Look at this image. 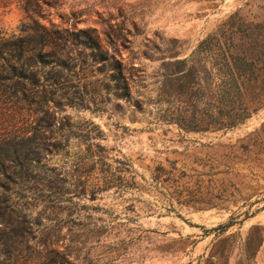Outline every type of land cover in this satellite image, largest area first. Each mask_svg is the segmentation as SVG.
<instances>
[{
    "label": "rangeland",
    "instance_id": "374dc122",
    "mask_svg": "<svg viewBox=\"0 0 264 264\" xmlns=\"http://www.w3.org/2000/svg\"><path fill=\"white\" fill-rule=\"evenodd\" d=\"M29 23L19 0H0V45ZM40 23L86 32L109 59L75 43L45 112L0 92L2 153L18 154L23 136L26 147L40 143V187L56 191L23 197L0 179L34 221L29 243L72 264H264V109L228 131L156 120L180 104L177 82L165 79L178 70L170 62L225 38L229 25L264 23V0H59ZM115 61L127 91L112 77Z\"/></svg>",
    "mask_w": 264,
    "mask_h": 264
},
{
    "label": "trees",
    "instance_id": "16d2710c",
    "mask_svg": "<svg viewBox=\"0 0 264 264\" xmlns=\"http://www.w3.org/2000/svg\"><path fill=\"white\" fill-rule=\"evenodd\" d=\"M58 1L19 0L20 8L31 23L23 26L20 36L0 45V92L22 106L34 105L37 112H45L44 106L56 95L60 72L67 68L65 59L75 43L93 48V57L99 62L109 59L86 32L40 23ZM237 33L239 38H236ZM225 34L223 39L205 38L189 56L170 62L169 65H175L178 70L165 79L177 82L176 97L180 104L168 105L157 121L174 124L185 132L228 131L264 109V23H247L235 30L229 25ZM110 66L117 86L127 91L121 63L115 61ZM48 67H52L51 70L47 71ZM53 69L57 71L52 72ZM212 75L218 79L216 83L201 79V76ZM48 122L46 119L37 123L47 128ZM24 141L29 138H19L18 154L2 153L0 149V179L16 182L21 192H27L22 193L23 197L30 194L41 198L45 192L54 194L52 186L40 187L42 179L37 177L42 173L39 166L43 158L42 145L26 147ZM3 143L11 147L10 142ZM0 188V264H25L32 261V257L38 259L34 264H72L66 255L51 250L44 258L42 251L29 243L34 221L11 202L8 185H0ZM107 188L97 187L96 191ZM233 224L235 221L231 219L213 230L224 231Z\"/></svg>",
    "mask_w": 264,
    "mask_h": 264
}]
</instances>
